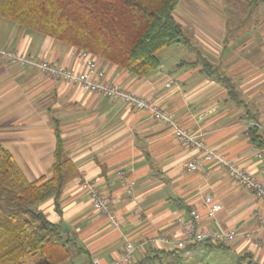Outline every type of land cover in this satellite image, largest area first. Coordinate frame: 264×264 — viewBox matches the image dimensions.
I'll return each instance as SVG.
<instances>
[{"label":"crops","instance_id":"crops-1","mask_svg":"<svg viewBox=\"0 0 264 264\" xmlns=\"http://www.w3.org/2000/svg\"><path fill=\"white\" fill-rule=\"evenodd\" d=\"M189 4L197 25L193 38L187 36L190 44L163 49L155 71L141 76L101 58L98 65L110 81L153 99L181 127L264 183V144L249 134L252 120L264 123V0ZM0 45L75 71L85 69L79 48L2 17ZM204 59L230 79L232 94L231 87L204 70ZM57 134L79 174L67 183L58 205L49 200L41 208L51 221L65 222L82 248H75L70 264H95L96 259L117 264L125 237L143 243L135 252L137 262L165 248L153 240L158 235L180 236L178 217L187 218L193 207L203 213L201 227H215L202 207L208 195L221 203L216 218L224 225L252 231L216 248L227 247L238 264H264V230L254 219L256 213L264 215V199L230 178L224 167L211 162L205 170L187 172L183 162L198 153L164 121L0 59V143L29 180L50 173ZM85 181L107 197L119 226L95 208Z\"/></svg>","mask_w":264,"mask_h":264},{"label":"trees","instance_id":"trees-1","mask_svg":"<svg viewBox=\"0 0 264 264\" xmlns=\"http://www.w3.org/2000/svg\"><path fill=\"white\" fill-rule=\"evenodd\" d=\"M181 0H0V17L85 49L137 75L161 64L160 52L189 39L174 13ZM204 70L233 89L230 79L206 59ZM259 146L263 133L251 126ZM50 173L29 180L12 153L0 143V264H70L77 243L41 206L58 199L79 174L57 134ZM223 246L222 244H217ZM208 241L183 248L156 249L132 264H193L208 255ZM82 252V248H78Z\"/></svg>","mask_w":264,"mask_h":264},{"label":"built area","instance_id":"built-area-1","mask_svg":"<svg viewBox=\"0 0 264 264\" xmlns=\"http://www.w3.org/2000/svg\"><path fill=\"white\" fill-rule=\"evenodd\" d=\"M79 54L85 69L75 71L49 60L28 55L15 48L0 45L1 60L35 69L54 79L76 83L84 90L99 93L111 100L124 102L133 109L146 111L157 119L164 121L173 130L177 138L198 153L183 162V167L187 172H194L199 169L205 170L209 163L215 162L224 167L230 178L245 187L255 198L264 199V183L256 176L227 159L216 149L209 147L199 135L181 127L175 116L164 110L153 99L136 95L121 85L110 81L105 71L98 65V58L91 52L80 49ZM251 126L264 132V123L252 120ZM123 173L119 171V174L124 176ZM82 185L89 194L95 208L101 214L107 216L115 226H119L120 223L114 209L97 185L90 181H85ZM202 207L208 218L215 221V227H201L200 221L203 213L199 208L193 207L189 210L187 218L178 217L180 236L163 233L153 240L167 249H174L202 241L226 244L233 242L239 236L252 234V231L229 228L218 220L216 214L221 210L222 205L220 202L214 201L211 195L204 198ZM254 219L258 229L264 230V215L256 213ZM142 247L143 243L135 244L130 238L125 237L124 250L117 259V264H132L135 252L141 250ZM94 263L100 264L98 259Z\"/></svg>","mask_w":264,"mask_h":264},{"label":"rangeland","instance_id":"rangeland-1","mask_svg":"<svg viewBox=\"0 0 264 264\" xmlns=\"http://www.w3.org/2000/svg\"><path fill=\"white\" fill-rule=\"evenodd\" d=\"M192 11H194V9L191 8L189 4V0H181L174 14H175L177 21L182 25L185 34L193 38L192 35L193 33L196 32L195 29H197V25H195L194 19L190 14ZM81 50H85V49H81ZM61 81H65V80H61ZM89 92H92V91H89ZM199 263L200 264L201 263L203 264H238L237 256L234 255L233 253H229V250L227 249V247H217V248L215 247L213 248V250H211V252L208 255L197 258L193 261V264H199Z\"/></svg>","mask_w":264,"mask_h":264},{"label":"water","instance_id":"water-1","mask_svg":"<svg viewBox=\"0 0 264 264\" xmlns=\"http://www.w3.org/2000/svg\"><path fill=\"white\" fill-rule=\"evenodd\" d=\"M62 225H63L66 229H69V228H70L65 222H63Z\"/></svg>","mask_w":264,"mask_h":264}]
</instances>
